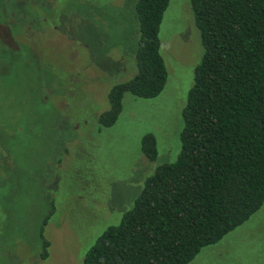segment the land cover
Instances as JSON below:
<instances>
[{
  "label": "rangeland",
  "instance_id": "obj_1",
  "mask_svg": "<svg viewBox=\"0 0 264 264\" xmlns=\"http://www.w3.org/2000/svg\"><path fill=\"white\" fill-rule=\"evenodd\" d=\"M135 3L0 0V264H81L145 180L175 161L202 56L189 0H170L160 25L162 93L124 94L116 123L97 129L110 89L136 73ZM147 134L155 161L141 151ZM52 204L41 260L39 227ZM189 264H264V204Z\"/></svg>",
  "mask_w": 264,
  "mask_h": 264
},
{
  "label": "trees",
  "instance_id": "obj_2",
  "mask_svg": "<svg viewBox=\"0 0 264 264\" xmlns=\"http://www.w3.org/2000/svg\"><path fill=\"white\" fill-rule=\"evenodd\" d=\"M169 2L136 0V73L108 92L109 109L95 116L99 132L116 123L124 94L153 99L164 90L159 29ZM189 5L202 56L182 109L179 153L145 180L132 208L96 239L81 264H189L264 204V0ZM141 151L156 160L151 134ZM53 212L52 204L39 227L41 260L48 257L43 230Z\"/></svg>",
  "mask_w": 264,
  "mask_h": 264
}]
</instances>
